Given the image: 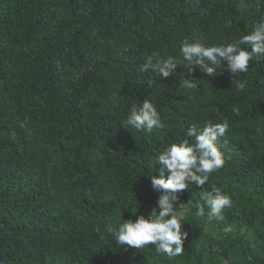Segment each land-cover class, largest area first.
Returning <instances> with one entry per match:
<instances>
[{"label": "trees", "instance_id": "obj_1", "mask_svg": "<svg viewBox=\"0 0 264 264\" xmlns=\"http://www.w3.org/2000/svg\"><path fill=\"white\" fill-rule=\"evenodd\" d=\"M262 18L264 0H0V264H264V59L241 73L243 91L224 69L197 70L196 89L182 62L163 80L139 71L149 56L179 58L185 39L231 43ZM144 99L163 129L124 126ZM224 120L225 163L203 188L231 195L224 219L197 218L190 185L181 255L121 246L106 226L154 206L159 153Z\"/></svg>", "mask_w": 264, "mask_h": 264}, {"label": "clouds", "instance_id": "obj_2", "mask_svg": "<svg viewBox=\"0 0 264 264\" xmlns=\"http://www.w3.org/2000/svg\"><path fill=\"white\" fill-rule=\"evenodd\" d=\"M179 58L148 59L140 66L141 73H152L161 80L173 75L183 63L186 71L184 87H198L195 72L198 70L207 78H215L227 72L231 79L236 80V89L243 91L247 80L241 79V73L249 71L250 62L264 59V18L253 24L252 30L239 39L227 44H211L188 39L180 45ZM155 55V54H154ZM224 69L221 73L219 70ZM156 81L149 78L146 84L151 87ZM124 126L134 128L137 132H151L165 127L157 106L144 99L139 107L133 105L129 115L123 121ZM229 128L227 120L221 123H206L203 128L192 124L187 128L185 139L169 144L156 157V174L149 180L150 189L157 194L154 206L147 214L132 215L116 226L107 225L106 231L112 235L121 246L142 249L148 245L155 248L157 254H163L169 259L184 252V242L188 238L186 225L183 224L185 213H177V206L187 208V203L181 202V197L190 185H195L202 191L201 200L196 203L194 215L205 218L211 223L223 220L225 208L232 206V197L223 193L220 188L212 186L210 191L203 190L210 175L224 166L225 157L217 146L218 138ZM191 138V140L189 139ZM207 206V212L205 210ZM190 211V209H189ZM230 229H226L228 231Z\"/></svg>", "mask_w": 264, "mask_h": 264}]
</instances>
